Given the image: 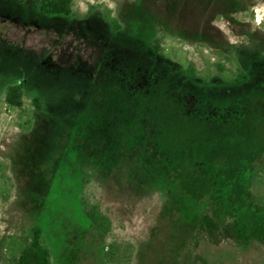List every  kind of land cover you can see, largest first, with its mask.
Listing matches in <instances>:
<instances>
[{
	"label": "rangeland",
	"instance_id": "374dc122",
	"mask_svg": "<svg viewBox=\"0 0 264 264\" xmlns=\"http://www.w3.org/2000/svg\"><path fill=\"white\" fill-rule=\"evenodd\" d=\"M40 4L0 0V264L36 228L52 264H264V91L221 89L264 64V0H73L42 21ZM156 40L187 86L219 88L208 113L166 79L132 89Z\"/></svg>",
	"mask_w": 264,
	"mask_h": 264
},
{
	"label": "trees",
	"instance_id": "16d2710c",
	"mask_svg": "<svg viewBox=\"0 0 264 264\" xmlns=\"http://www.w3.org/2000/svg\"><path fill=\"white\" fill-rule=\"evenodd\" d=\"M14 5H21L25 2V0H9ZM73 0H41V4L37 13V18L39 21L42 20H48L52 17H65L70 18L73 17ZM79 29L78 26H75V24H72L66 28V30H73V29ZM120 29V26L117 24H113V30L118 31ZM85 38L89 39L88 34L84 35ZM116 37L110 36L109 38H103L101 43L105 44L106 41L111 40L115 41ZM100 38L98 37V40ZM108 42V43H109ZM98 45V43H96ZM151 49L153 50V53L157 56L161 55V46L160 41L156 40L153 41L150 44ZM141 49V48H140ZM136 53L140 54L141 58L139 59L140 63H145V66L142 64L135 65L132 64V66L129 65V68L132 69L136 75H134V79L132 80L130 78V81L134 83L137 78L142 77L145 78L148 82V85L155 86L157 83V80L160 79H166L168 82H170V86L177 87V92H171L170 90L165 92V94L168 96V98L173 99L177 103L181 104L183 108H181V111H183L186 116L192 118V114L194 115V111L200 104L205 108L206 110L209 107H212L210 102L212 101V95H214L215 90L207 86V88H199L195 87L192 88L191 86H187L184 81H181V76L177 74V72H173L171 68H169L165 63H160L156 58L149 55L147 52V49H141L136 50ZM134 52V53H135ZM125 67V66H124ZM123 68V66H122ZM126 69H129L125 67ZM124 69V68H123ZM125 70V69H124ZM195 73L193 67H189L185 71L186 76H193ZM139 75V76H138ZM244 80H247V77L245 75H241L236 79L237 84H242ZM25 82H20L13 85H7L6 92H5V103L14 109H21L24 105V95H25ZM134 84H137L134 83ZM137 92H140L139 90H136ZM145 92V91H142ZM148 94V93H147ZM233 94V93H232ZM240 97L239 94H233V96L230 98L231 102L230 104H233L236 101V98ZM33 104L38 109H42V101L39 96L33 97ZM192 108L194 110L192 111ZM200 110V109H199ZM182 112V113H183ZM135 112L134 117V124L136 125L137 119H142V121H147L148 118L143 116L141 113ZM144 119V120H143ZM148 124V123H147ZM150 125V123L148 124ZM136 127H138L136 125ZM137 129V128H136ZM138 130V129H137ZM153 137L155 134H153ZM167 168L171 169V164L167 163ZM119 248V247H118ZM120 251V248H119ZM118 251V252H119ZM111 260H115L114 256H108ZM12 264H52V257L50 250L45 245L43 240V233L42 230L39 228H36L33 230L32 236L29 240V242L26 244L25 248L21 251L20 255L15 258L12 262Z\"/></svg>",
	"mask_w": 264,
	"mask_h": 264
},
{
	"label": "flooded vegetation",
	"instance_id": "af4514ba",
	"mask_svg": "<svg viewBox=\"0 0 264 264\" xmlns=\"http://www.w3.org/2000/svg\"><path fill=\"white\" fill-rule=\"evenodd\" d=\"M75 26H78L79 28H86V26L87 25H85V24H83V23H78V24H76ZM154 58L156 57H160V56H157V55H155V54H153L152 55ZM128 71V73H127V71ZM125 71H126V74H127V76L129 77L128 79H134V75H136L135 74V72L132 70V69H126ZM253 74H248V73H240L237 77H236V79L239 77V76H241V75H245L246 77H247V80H244V82L242 83V84H237L236 83V79H235V85L234 86H232L231 88H228V87H222L221 89H224V91H228V92H231V93H233L234 95H235V93L237 92V91H239V92H242L243 91V89L245 88V87H247V86H249L250 88H251V91H253V90H261V91H264V64H259V66H258V69H257V71L255 70V72H252ZM139 76V75H138ZM137 82V84H134V83H136ZM146 82H148L145 78H142V77H139V78H137V80L134 82V83H132V85L133 86H131L132 87V89L133 90H141V89H144V88H148V87H152V86H150V85H148V83H146ZM138 83H140V84H138ZM27 83L25 82V86H27L26 85ZM26 88V87H25ZM213 88V87H212ZM214 90H217V89H219V88H213ZM226 91V92H227Z\"/></svg>",
	"mask_w": 264,
	"mask_h": 264
}]
</instances>
